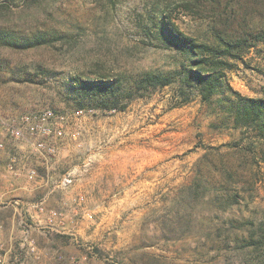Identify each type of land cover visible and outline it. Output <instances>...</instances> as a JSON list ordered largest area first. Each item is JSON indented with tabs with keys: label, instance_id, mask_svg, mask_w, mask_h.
Returning a JSON list of instances; mask_svg holds the SVG:
<instances>
[{
	"label": "rangeland",
	"instance_id": "374dc122",
	"mask_svg": "<svg viewBox=\"0 0 264 264\" xmlns=\"http://www.w3.org/2000/svg\"><path fill=\"white\" fill-rule=\"evenodd\" d=\"M12 1L6 9L0 0V31L30 37L42 31L56 40L30 49L0 41V214L14 218L10 251L0 244L7 262L261 264L257 253L238 249L232 238L223 249L212 243L221 240L215 232L220 219L264 221L260 159L240 169L242 178L225 180V191L244 197L225 214L217 203L202 204L196 229L185 234L174 221L177 199L207 151L214 149L213 167H221V157L224 164L245 155L253 159L240 149L250 143L242 130L223 125L195 88L184 95L179 83L134 99L123 112L83 114L65 83L73 76H133L188 63L156 29L150 35L144 29L151 15L161 18L166 3L181 32L206 41L217 32L264 33V0H200L201 9L193 10L181 0ZM253 45L241 58L227 59L233 66L226 80L242 95L264 98V41ZM47 110L55 112L49 124L64 133L44 139L54 154L37 152L38 139L29 133L21 139L7 135L9 124ZM30 170L36 171L33 179ZM229 232L223 235L235 231ZM26 237L35 241L36 255L21 250Z\"/></svg>",
	"mask_w": 264,
	"mask_h": 264
},
{
	"label": "trees",
	"instance_id": "16d2710c",
	"mask_svg": "<svg viewBox=\"0 0 264 264\" xmlns=\"http://www.w3.org/2000/svg\"><path fill=\"white\" fill-rule=\"evenodd\" d=\"M28 1L30 4L40 2V0ZM205 1L211 2V0ZM10 2L13 1L3 0L2 5L8 9L9 5L6 3ZM181 2L188 10H193V7L201 9L200 0H181ZM170 7V3L164 5L163 15L160 19L151 15V25L150 27L146 25L144 29L147 30L148 35L154 32L151 28L156 29L155 32L159 39L165 44L176 47L188 63H182L178 69H151L133 76H127L126 73L121 72L114 76L104 72L92 73L94 78L73 76L65 85L74 96L80 110L96 109L101 112H123L134 99L179 83L183 88L184 95L188 89L195 88L201 101L211 109L210 113L216 115L223 125L235 130H242L247 135L249 146L240 149L246 153L254 154L251 161L245 155L237 159L238 163L236 164H229L226 161L224 164L225 158L221 157L219 162L221 167H213L214 161L210 159V155L214 149H211L200 161L201 164L203 163V167L199 163L200 167L193 182L183 187L180 197L177 199V215L174 221L177 231L180 234H185L186 231L190 233L194 228L196 229L199 217L196 216L195 211L202 204L215 205L217 203L223 208L225 214L229 208L243 200L244 197L238 191H234V193H231L230 190L225 191V180L233 181L236 178H242L240 169L247 167L251 164L250 162L258 163L260 159L264 163V98L242 95L226 80V69L233 66L227 59L241 58L240 52L243 53L249 47L254 46L253 42L264 41V33H248L245 36L235 37L234 34L225 35L224 33L222 35L217 32L214 40L200 41L181 32L172 21ZM18 35L14 31L1 30L0 41L5 40L8 45L13 47L30 49L49 45L56 40L55 38L49 40L51 35L42 31L35 32L33 37L24 36V33ZM233 146L239 147L236 144ZM230 165L231 167H229ZM243 192L249 191L244 187ZM209 220L211 221L210 218ZM220 221L221 229H217L215 232L221 240L214 239L213 244H218L221 246L219 249H223L225 244L232 246L228 241V238H232L238 249L243 251L245 249L247 254L257 253L258 262L264 264V221L254 223L235 218H223ZM229 230L235 232L223 235V232ZM232 239L229 240L232 241Z\"/></svg>",
	"mask_w": 264,
	"mask_h": 264
},
{
	"label": "built area",
	"instance_id": "2783aa9c",
	"mask_svg": "<svg viewBox=\"0 0 264 264\" xmlns=\"http://www.w3.org/2000/svg\"><path fill=\"white\" fill-rule=\"evenodd\" d=\"M78 114H83V110L78 111ZM55 118V112L47 110L43 112H36L22 117L19 124L16 122L9 124L6 128L7 135L16 139H21L25 133L35 136L38 139L35 145V150L40 153L54 154L55 148L50 145L46 140L51 137H63L64 133L60 129H55L49 124ZM3 133L0 130V148H3ZM42 139V140H41ZM29 178L33 179L36 176V171L30 170L28 172ZM21 250L26 251L28 254L36 255V244L33 239L26 237L21 246ZM8 252L0 246V264H12L7 262L6 256Z\"/></svg>",
	"mask_w": 264,
	"mask_h": 264
},
{
	"label": "crops",
	"instance_id": "0c3cea01",
	"mask_svg": "<svg viewBox=\"0 0 264 264\" xmlns=\"http://www.w3.org/2000/svg\"><path fill=\"white\" fill-rule=\"evenodd\" d=\"M13 219L14 218L6 216L4 217V215L0 214V244L6 245L7 251H10L8 247L11 248L10 243L12 240V235H14Z\"/></svg>",
	"mask_w": 264,
	"mask_h": 264
}]
</instances>
